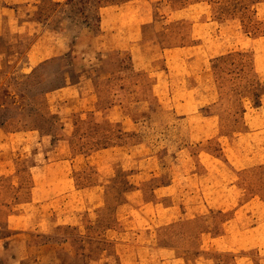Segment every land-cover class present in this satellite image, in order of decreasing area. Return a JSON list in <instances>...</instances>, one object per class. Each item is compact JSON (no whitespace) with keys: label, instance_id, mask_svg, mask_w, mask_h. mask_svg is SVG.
Instances as JSON below:
<instances>
[{"label":"rangeland","instance_id":"rangeland-1","mask_svg":"<svg viewBox=\"0 0 264 264\" xmlns=\"http://www.w3.org/2000/svg\"><path fill=\"white\" fill-rule=\"evenodd\" d=\"M122 21L134 23L120 29L115 42H108V32L101 31L110 32ZM128 34L139 39L131 41ZM1 37L10 41L0 42L5 149L17 144V136L22 143L29 135L58 133L61 127L70 134L69 121L76 114L72 112L76 97L71 95L77 79L99 75L98 83L93 79L102 110L97 117L108 116L104 109L112 103L120 104L118 114L136 120L71 133L68 153L78 182H99L111 174L108 167L96 168L111 148L127 150L131 167L160 163L161 172L146 174L150 184L173 173L185 177L189 166L203 170V161L206 168L219 164L214 174L231 181L232 200L223 203L210 194V203L191 204V199L180 203L178 218L162 229L161 242L177 244L180 249L173 253L187 264H264V163L253 165L251 155H246L255 150L249 144L264 145V0H29L19 7L0 0ZM173 57L187 59V68H177L173 76L162 74ZM191 77L200 88L197 92L205 90L211 96V103L195 115H213L216 120V134L193 143L187 120L191 112L182 113L191 105H180L175 111L171 91L173 85L179 89L175 98L185 100L187 92L180 86L190 85ZM144 99L148 102H139ZM84 102L93 105L90 99ZM58 117L63 118L62 125ZM248 132L250 138L242 134ZM56 145L52 137L36 140L33 154L24 151L23 156H14L13 170L2 173L0 168V241L8 233L7 214L18 207L13 197L28 196L31 176L43 179L42 166L55 157L51 151ZM181 147L185 151L178 153ZM235 152L242 161H233ZM3 158L0 163L9 166V154ZM171 163L172 172L167 170ZM34 168L37 171L29 172ZM122 172L124 176L126 171ZM12 182L21 185L13 187ZM241 212H248L250 218L239 221ZM103 215L102 222L113 220L106 210ZM94 216L84 214L80 235L59 228L50 236L33 234L32 241L67 235L75 238L77 246L91 245L93 238L103 237L92 226ZM129 254L132 257L131 248ZM170 254L153 251L150 260Z\"/></svg>","mask_w":264,"mask_h":264},{"label":"crops","instance_id":"crops-1","mask_svg":"<svg viewBox=\"0 0 264 264\" xmlns=\"http://www.w3.org/2000/svg\"><path fill=\"white\" fill-rule=\"evenodd\" d=\"M6 1L15 3L19 7L20 4L29 0ZM132 23L134 22L128 21L126 24L122 21L119 25L113 27L110 32L105 31L103 28L101 34L108 32L107 41L115 42L116 33L125 28V25ZM102 27H104V24H102ZM125 31L127 32L128 29ZM101 34L99 37H101ZM132 36L130 37L128 34L127 37L131 41L139 39L137 38L138 35H135L136 37ZM0 42L1 45H4L10 41L1 37ZM197 59L198 56L196 55L191 59V62L193 63ZM188 62L185 58L173 57L169 66L162 70V74L168 72L173 76L172 73L177 68L183 67L186 69ZM155 72L158 73V71ZM191 76H194L193 72H191ZM100 77L97 75L91 78L81 75L77 79L74 92L71 95L76 97L75 109L72 111L76 114L69 121L72 122L73 129L70 134L87 132L95 127H102L103 124L109 126L115 123L124 126L127 123H135L136 119L132 115L117 113L116 108L120 104L110 103L111 105L109 104L104 109L105 112H109V115L103 116L102 119L97 117V113L102 111L96 101L98 92L95 87L98 79H101ZM83 86L87 89L84 90ZM180 88L187 92L184 97L185 100H181L180 96L177 99L175 98L179 89L171 85L172 107L178 112L180 105H191L187 111L182 110V113L191 112V118L187 119L190 125L188 131L191 143L211 138L216 134L214 130L216 120L213 115H195V112L211 103V96L205 90L197 92L200 88L197 87L196 82L192 81V77L190 85L183 84ZM165 95L168 96V94ZM85 99L93 101V103L91 102L93 105L89 106V103L84 102ZM146 101L148 102V99L139 102L147 103ZM62 119L61 117L57 119V122L61 125L63 123ZM66 129L61 127V131L58 133H39L38 136L29 135L25 137L22 143L21 138L17 136L15 138L18 140L17 144H12V148H9L12 149L11 153L10 150L4 148L5 137L3 135L5 130L3 124L0 123V161L4 159V153H8L11 157L9 166L0 163L2 173L15 168L14 156L16 158L23 156L24 151H27V154H33L32 144L36 140L43 142L46 138L52 137V139H56L57 143L51 151L55 157L50 158L49 162L42 166L43 179L38 181L35 176H31L32 178L28 183L30 186L28 196L24 198L18 193L17 196L13 197V200H17L16 205L18 207H14L6 217L8 233L0 241V264H187L180 255L173 253L174 250L179 248L177 244L161 242L160 235H162V229L168 226L171 227V223L178 218L180 203L189 202L190 199L191 204L198 202L202 204L210 203V194L217 196L219 201L223 203L232 200L231 181L221 180L218 174H214L219 170V164L212 167H208L210 164H207L206 168V162L203 161V170H197L195 166L192 168L189 166L188 171L190 173L185 177L173 173L168 178L164 177V179L150 184V179H147L146 174L161 172L162 166L160 163L157 162L152 167L144 164L131 167L127 165L126 157L129 155L127 150L112 151L111 148L107 151V156L101 159L96 166L98 170L101 167H108L112 170L111 174L99 182L83 185L78 182L79 178L75 177L73 173L74 166L68 153V149L71 147L72 134L70 135L69 131L66 132ZM14 132L11 134L14 135ZM242 134H246L250 138L248 136L249 132ZM21 144H25L23 150L19 148ZM249 146H253V149H255L246 154L251 155V157L249 156L251 163L253 165L264 163V145L254 143L249 144ZM183 151L185 149L181 147L178 153H183ZM236 152L233 161L238 163L242 160ZM172 165L173 163L168 165L167 170H171ZM222 165L223 168H226V166L228 168L229 164L223 163ZM115 168H118L116 174L114 173ZM35 171H37V168L29 169L31 173ZM122 171L127 173L125 172L123 176ZM12 183L13 187H20L21 185V182ZM73 192H79L80 198L72 195ZM196 195L202 198L198 200L195 198ZM104 210L113 215L112 221L102 222ZM90 212L95 215L90 220L93 228L100 230L103 235V237L93 238L89 241L91 245L77 246L74 241L75 238L67 235L53 241H32L33 234L39 233L40 235L50 236L59 228L72 229L76 235H80L84 214ZM250 216L248 212H241L237 219L240 221L242 218L248 219ZM156 235H158L157 239ZM109 240L112 241V244L107 242ZM130 248L133 250L132 257L129 254ZM153 251L156 253L171 251L172 254L170 255L172 256L161 257L153 261L150 260V252Z\"/></svg>","mask_w":264,"mask_h":264}]
</instances>
